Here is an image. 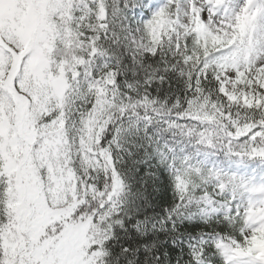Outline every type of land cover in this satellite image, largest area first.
Segmentation results:
<instances>
[{
  "label": "snow or ice",
  "instance_id": "snow-or-ice-1",
  "mask_svg": "<svg viewBox=\"0 0 264 264\" xmlns=\"http://www.w3.org/2000/svg\"><path fill=\"white\" fill-rule=\"evenodd\" d=\"M0 264H264V0H0Z\"/></svg>",
  "mask_w": 264,
  "mask_h": 264
}]
</instances>
